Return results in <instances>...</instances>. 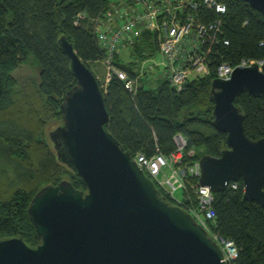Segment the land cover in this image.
I'll use <instances>...</instances> for the list:
<instances>
[{
  "label": "trees",
  "instance_id": "obj_1",
  "mask_svg": "<svg viewBox=\"0 0 264 264\" xmlns=\"http://www.w3.org/2000/svg\"><path fill=\"white\" fill-rule=\"evenodd\" d=\"M220 1L226 7L222 14L202 5L197 9L203 21L220 19L217 42L208 54L210 74L189 79L179 91L167 78L154 90L137 84L130 91L116 75L101 87L93 73L109 114L105 128L132 158L139 154L168 157L176 151L173 136L178 133L187 142L182 164L189 165L204 154L219 156L226 148V134L212 124L215 68L222 62L264 60V15L243 0ZM111 2L0 0V239L20 237L35 247L39 237L27 213L34 194L62 180L84 189L75 172L58 158L46 135L48 126L62 121L60 104L76 82L58 39L66 37L92 71L91 63L100 62L103 50L95 43L91 20ZM81 13L84 17L78 18ZM28 52L40 64L38 74L16 76ZM125 52L130 55L128 61H122ZM125 52L116 54L114 64L135 78L141 62L157 52L156 33L143 31ZM233 104L243 114L246 136L264 137V92L244 90ZM188 150L194 155L188 156ZM187 179L197 182L190 174ZM182 192V205L195 203L193 189ZM243 193L241 180L213 193L214 217L208 221V232L236 247L237 255L228 264H264V207L246 200Z\"/></svg>",
  "mask_w": 264,
  "mask_h": 264
},
{
  "label": "water",
  "instance_id": "obj_2",
  "mask_svg": "<svg viewBox=\"0 0 264 264\" xmlns=\"http://www.w3.org/2000/svg\"><path fill=\"white\" fill-rule=\"evenodd\" d=\"M243 1L264 15V0ZM58 45L76 82L60 104L62 124L49 137L84 189L67 180L40 188L27 208L39 243L0 239V264H227L208 231L170 203L106 130L109 114L97 78L66 37ZM244 90L264 92V62L213 79L212 124L226 134V148L199 158L198 181L217 193L241 180L244 198L264 207V137L246 136L233 104Z\"/></svg>",
  "mask_w": 264,
  "mask_h": 264
},
{
  "label": "built area",
  "instance_id": "obj_3",
  "mask_svg": "<svg viewBox=\"0 0 264 264\" xmlns=\"http://www.w3.org/2000/svg\"><path fill=\"white\" fill-rule=\"evenodd\" d=\"M224 13L225 5L220 0H112L109 7L102 10L92 20V35L98 48L103 50L100 62L105 66V82L112 75L122 80L124 87L133 91L136 87L135 79L144 74L154 65L163 66L168 70V81L177 91L192 78L205 76L211 72L209 51L217 42V25L220 19L203 21L197 16L200 6ZM108 9V10H107ZM84 13L78 15L83 18ZM78 24V21H75ZM156 33L157 52L159 60L152 57L143 60L139 73L135 78H129L127 73L115 64L116 54L127 50L139 38L143 31ZM264 60H242L237 64L222 62L215 68V78L229 79L233 69L237 66L258 64L259 68ZM173 140L176 151L168 157L155 155L151 158L139 154L133 158L143 172L154 182L155 186L163 191L176 204L183 206L208 231V221L214 217L211 206L213 192L208 186L199 184V160L186 165L182 164L183 150L186 139L181 134H175ZM188 156L194 155L193 150L187 151ZM169 166L172 172L169 176L159 177L163 166ZM196 177L197 182L191 183L187 175ZM233 186H235L233 184ZM193 189L195 203L182 205V198L176 199L174 192L177 189L186 191ZM209 233V232H208ZM210 235V233H209ZM223 250L224 259L229 263L237 255L232 241L216 235H210Z\"/></svg>",
  "mask_w": 264,
  "mask_h": 264
},
{
  "label": "rangeland",
  "instance_id": "obj_4",
  "mask_svg": "<svg viewBox=\"0 0 264 264\" xmlns=\"http://www.w3.org/2000/svg\"><path fill=\"white\" fill-rule=\"evenodd\" d=\"M112 7H109L108 9H110ZM107 9V10H108ZM114 8H112L111 11H113ZM125 52V51H122ZM121 53V52H120ZM124 56L122 57V61H128L130 60V55L128 54V52L123 53ZM152 58H154L155 60H159L160 59V55L158 52H156L155 56H153ZM143 61L141 62L140 66L143 69L142 66ZM40 69V64L39 62L36 60V58L34 57V55L31 52H28L26 55V59L24 60V65H22L20 68H18L15 71V75L16 76H23V75H32V76H37L38 72ZM91 69L93 71V73L97 76V78L99 79V81L101 82V87H105L106 83L105 82V73H106V68L105 66L101 63V62H97V63H91ZM146 70V72L144 74L138 75L137 78L135 79L136 85L140 84L144 89H151L154 90L156 89L160 83L168 77V70H166L165 67L163 66H153L152 68L149 69H144ZM135 89V86H134ZM57 124H62L61 122H57ZM57 124H53L51 126H48L46 128V135L47 138L49 136V132L54 130L57 127ZM49 140V139H48ZM49 143L51 145H53V141H49ZM172 172V169L169 166H163L161 173L159 174V177H164L169 176ZM182 190L181 189H177L174 192V196L176 199H181L182 198Z\"/></svg>",
  "mask_w": 264,
  "mask_h": 264
},
{
  "label": "bare ground",
  "instance_id": "obj_5",
  "mask_svg": "<svg viewBox=\"0 0 264 264\" xmlns=\"http://www.w3.org/2000/svg\"><path fill=\"white\" fill-rule=\"evenodd\" d=\"M217 27H218V29H220V27H221V24H218V25H217ZM95 77H96V76H95Z\"/></svg>",
  "mask_w": 264,
  "mask_h": 264
}]
</instances>
